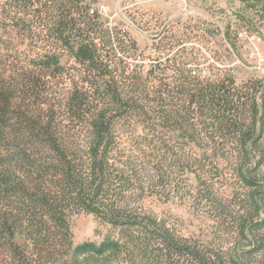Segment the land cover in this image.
Wrapping results in <instances>:
<instances>
[{
    "label": "trees",
    "instance_id": "trees-1",
    "mask_svg": "<svg viewBox=\"0 0 264 264\" xmlns=\"http://www.w3.org/2000/svg\"><path fill=\"white\" fill-rule=\"evenodd\" d=\"M241 1L264 23V0ZM0 14V264H63L71 254L74 264H237L146 202L190 194L241 236L264 225L245 204L216 196L227 172L257 185L256 83H239L234 71L152 78L140 65L125 75L115 49L133 54V39L86 0H3ZM166 54L158 68L178 70L180 54ZM82 212L114 232L74 247L70 218Z\"/></svg>",
    "mask_w": 264,
    "mask_h": 264
},
{
    "label": "rangeland",
    "instance_id": "rangeland-1",
    "mask_svg": "<svg viewBox=\"0 0 264 264\" xmlns=\"http://www.w3.org/2000/svg\"><path fill=\"white\" fill-rule=\"evenodd\" d=\"M86 1L93 9L101 12L108 28H116L121 38L133 39V54L115 49L117 59L123 62L125 75L138 65L143 66L147 72L151 71L152 78H175L180 73L181 76L193 74L195 70L199 74L206 72L209 77L216 79L221 72L234 71L239 83H256L254 90L258 91L253 90V93L260 101L264 92V61L261 60L264 57V23L259 21L256 14L259 7H246L247 4L241 0ZM0 32L4 34L1 14ZM248 33L255 34V38L252 40ZM16 42L21 43V49H26L23 56L28 55L30 46L26 48L21 37H17ZM166 45L171 47L165 48ZM253 50L258 53L252 55ZM176 51L180 54L179 69H159L157 62H165V54L171 56ZM62 61L67 66L74 64V59L66 53L62 56ZM262 163L257 172V185L252 189L243 187L231 172L216 178L220 186L216 196L224 195L228 200L245 204L256 221L264 218ZM204 203L194 204L192 196L187 194L186 198L175 197L167 202L149 198L146 205L160 214L168 215L184 235L208 239L217 250L224 247V251L237 264H264V225L253 229V234L241 236L234 221L223 223L221 217L215 216L216 211L210 210ZM257 205L260 206L258 215L252 211ZM70 225L74 247L85 242L99 243L106 235L114 232L109 225L85 212L72 215ZM17 241L30 248V243L22 236L18 235ZM261 244L262 248L251 251ZM66 259L63 264L75 262L73 254ZM79 261L82 262L83 258ZM107 264L126 263L112 261Z\"/></svg>",
    "mask_w": 264,
    "mask_h": 264
},
{
    "label": "built area",
    "instance_id": "built-area-1",
    "mask_svg": "<svg viewBox=\"0 0 264 264\" xmlns=\"http://www.w3.org/2000/svg\"><path fill=\"white\" fill-rule=\"evenodd\" d=\"M248 34H249V33H248ZM249 37L253 40V39L255 38V34L250 33V34H249ZM257 53H258L257 50H253V51L251 52L252 55H255V54H257ZM261 60L264 61V57H261ZM203 74H204V73H203ZM262 145H263V148H264V133H263V136H262ZM262 172H263V174H264V158H263V163H262Z\"/></svg>",
    "mask_w": 264,
    "mask_h": 264
}]
</instances>
